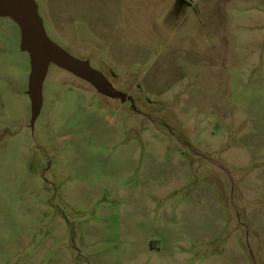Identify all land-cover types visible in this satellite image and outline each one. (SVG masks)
<instances>
[{
  "label": "rangeland",
  "instance_id": "rangeland-1",
  "mask_svg": "<svg viewBox=\"0 0 264 264\" xmlns=\"http://www.w3.org/2000/svg\"><path fill=\"white\" fill-rule=\"evenodd\" d=\"M35 2L96 84L0 11V264H264V0Z\"/></svg>",
  "mask_w": 264,
  "mask_h": 264
},
{
  "label": "water",
  "instance_id": "water-1",
  "mask_svg": "<svg viewBox=\"0 0 264 264\" xmlns=\"http://www.w3.org/2000/svg\"><path fill=\"white\" fill-rule=\"evenodd\" d=\"M0 11L3 15L12 17L21 29L23 45L31 60V85L34 96L36 91L41 89L48 61L85 74L96 84L93 70L87 63L69 55L47 36L35 0H0ZM101 91L103 93L110 92L108 89Z\"/></svg>",
  "mask_w": 264,
  "mask_h": 264
}]
</instances>
